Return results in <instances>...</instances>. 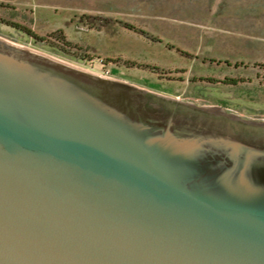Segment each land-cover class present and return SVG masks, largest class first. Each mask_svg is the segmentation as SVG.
Returning <instances> with one entry per match:
<instances>
[{"label":"water","instance_id":"1","mask_svg":"<svg viewBox=\"0 0 264 264\" xmlns=\"http://www.w3.org/2000/svg\"><path fill=\"white\" fill-rule=\"evenodd\" d=\"M0 264H264V121L0 35Z\"/></svg>","mask_w":264,"mask_h":264},{"label":"rangeland","instance_id":"2","mask_svg":"<svg viewBox=\"0 0 264 264\" xmlns=\"http://www.w3.org/2000/svg\"><path fill=\"white\" fill-rule=\"evenodd\" d=\"M261 4L0 0V35L163 96L264 121Z\"/></svg>","mask_w":264,"mask_h":264},{"label":"trees","instance_id":"3","mask_svg":"<svg viewBox=\"0 0 264 264\" xmlns=\"http://www.w3.org/2000/svg\"><path fill=\"white\" fill-rule=\"evenodd\" d=\"M133 28H134V27H133ZM26 32H28L29 34H32V36H33V33H31V31H29V30L26 29ZM259 65L264 67V63H261V64H259ZM229 79H230V78H227V77H226L224 80H222V82H227V80H229ZM230 80H231V82H233V83L236 82V80L233 79V78H231Z\"/></svg>","mask_w":264,"mask_h":264},{"label":"crops","instance_id":"4","mask_svg":"<svg viewBox=\"0 0 264 264\" xmlns=\"http://www.w3.org/2000/svg\"><path fill=\"white\" fill-rule=\"evenodd\" d=\"M262 5V7L264 8V5L263 4H261ZM252 6H255V4H253ZM246 30V29H245Z\"/></svg>","mask_w":264,"mask_h":264}]
</instances>
